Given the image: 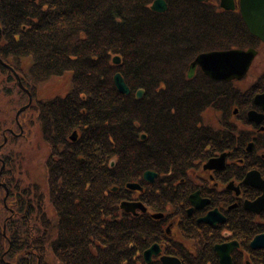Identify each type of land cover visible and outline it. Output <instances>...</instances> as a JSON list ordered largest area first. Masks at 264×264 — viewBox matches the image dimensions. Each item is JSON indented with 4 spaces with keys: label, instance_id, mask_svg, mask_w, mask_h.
I'll return each mask as SVG.
<instances>
[{
    "label": "trees",
    "instance_id": "1",
    "mask_svg": "<svg viewBox=\"0 0 264 264\" xmlns=\"http://www.w3.org/2000/svg\"><path fill=\"white\" fill-rule=\"evenodd\" d=\"M153 1L0 0L4 92L16 94L19 107L29 101L12 66L37 98L18 120L5 114L9 126L0 117V264H52L49 251L56 264H137L159 233L151 218L129 219L113 188L147 170L171 178L208 140L219 139L221 132L204 122L205 110H222L226 119L232 105L263 86L264 73L246 90L200 68L188 76L201 52L259 46L239 9H224L219 0H166L161 13L151 9ZM117 71L129 94L116 87ZM68 72L65 96L38 98L39 83ZM19 120L27 129L37 124L49 146L48 191L29 179L19 149L26 135L10 130ZM225 126L233 141L234 124Z\"/></svg>",
    "mask_w": 264,
    "mask_h": 264
},
{
    "label": "flooded vegetation",
    "instance_id": "2",
    "mask_svg": "<svg viewBox=\"0 0 264 264\" xmlns=\"http://www.w3.org/2000/svg\"><path fill=\"white\" fill-rule=\"evenodd\" d=\"M263 46L260 39L259 55ZM261 88L264 93V82ZM255 95L239 99L233 113L236 120L225 119L219 109L205 110L204 122L221 132L219 139L208 140L190 164L171 178L152 170L155 177L150 181L144 177L145 171L140 180L113 188L119 190V206L129 219L151 218L159 233L143 249L137 264H166L163 258L172 264L174 259L180 264H221L215 247L223 243L233 245L232 264H264V247L252 246L256 236L264 234V209L248 207L264 193L259 185L264 182V104L257 103ZM227 119L234 124L233 141L223 133ZM75 132L77 136L72 134L70 139H77ZM128 183H138L142 188ZM123 202L128 210L121 207ZM153 246L148 262L145 252Z\"/></svg>",
    "mask_w": 264,
    "mask_h": 264
},
{
    "label": "water",
    "instance_id": "3",
    "mask_svg": "<svg viewBox=\"0 0 264 264\" xmlns=\"http://www.w3.org/2000/svg\"><path fill=\"white\" fill-rule=\"evenodd\" d=\"M219 3L222 8L227 10L239 9L245 23L247 24L252 34L264 41V0H219ZM168 7L169 6L166 0H154L151 4V9L155 12H165L168 10ZM257 54L258 49L255 47L230 48L224 50L215 49L211 51L201 52L191 61L188 69V76L193 77L196 73L197 68L199 67L206 75L216 81H233L241 79L250 69L252 62ZM113 62L119 64L121 62V57L119 55H115L113 57ZM9 67L13 70L19 86L29 94L28 103L19 108V110L17 111L16 117L18 118L20 113L26 110L31 105L33 96L31 92L23 85L19 73L12 66ZM114 82L120 92L125 94H129L131 92L130 86L127 84L120 71H117L115 73ZM144 93L145 89H138L136 92L137 98L142 97ZM261 99H264V93H258L255 95V101L257 103L264 104V101ZM251 113L252 112H250V115ZM73 134L77 136L76 132H74ZM76 136H72V138L75 139ZM145 137L146 136L142 134L141 138L144 139ZM5 141H7V137L5 138ZM4 168L5 162H3L0 169V175L3 173ZM144 177L147 180L153 181L155 172H153L152 170H147L144 173ZM2 185L6 189V195L4 197V200L6 201L9 194V189L6 183H2ZM127 185L133 188H142V186H140L138 183H128ZM259 185L262 186V189H264V182ZM121 207L125 210H128L126 202H123L121 204ZM248 207L254 211L263 210L264 193L254 202H250ZM232 246V243H223L216 245L215 248L220 257L221 264H232V257L230 254ZM252 246L264 247V234L256 236V238L252 242ZM153 248L154 246L145 252V258L148 262L151 260V255L154 252L152 251ZM174 260L176 261H174L173 264H180L179 260ZM163 261L166 264H172L171 261L166 258H163Z\"/></svg>",
    "mask_w": 264,
    "mask_h": 264
},
{
    "label": "rangeland",
    "instance_id": "4",
    "mask_svg": "<svg viewBox=\"0 0 264 264\" xmlns=\"http://www.w3.org/2000/svg\"><path fill=\"white\" fill-rule=\"evenodd\" d=\"M255 48H257L259 52L260 47L259 48L255 47ZM260 53L262 54L260 55L258 54L257 58L254 60L252 64L251 69L245 74V76L235 81V84L238 87H240L242 90H246L250 86L254 85L257 82V76L259 77L264 73V68H263L264 46L261 48ZM31 62H32L31 57L24 58V63L26 67H28L31 64ZM5 83H6V77L4 75H0V117L2 120H6L7 121L6 126H9L11 122H9L4 115L10 114L12 115L13 118L14 117L16 118L17 111L19 110V108H21V106L19 107V103L17 102L18 96H16V94L12 96H6L4 92ZM70 88H71V73L68 72L65 73L64 75L53 76L39 83L37 95L39 99H49L55 96H65L70 90ZM261 89L256 88L255 92L252 95L261 93L262 92ZM36 99H37L36 97L35 98L33 97L32 102H34ZM237 108L238 105L236 104L231 106V115L230 116L229 114L227 115L228 119L230 117V119L232 118L233 120H236V118L233 116V113L234 111H236ZM29 113L31 114L32 112ZM18 119L19 116L18 118H16V120ZM206 119L210 120L207 116ZM10 130H14L17 135H22V134L26 135V137H24L23 140H20L19 145H21L22 147H19V149L22 148L23 152L28 157V166L30 170L29 179L33 183H38L42 191H48L46 160L49 157L50 149L48 144L43 139L41 129L38 127L37 124H34L32 129H27L26 127H24V125L21 124L19 120V128L17 125H13L12 127H10ZM47 209L49 210L52 209L50 212L48 211V213L49 215L54 217L55 221H57L56 214L54 213L53 207L49 202L48 197H47ZM47 257H51L49 259V262H51L52 264H56L55 260L52 257V254H50V251L48 252Z\"/></svg>",
    "mask_w": 264,
    "mask_h": 264
},
{
    "label": "bare ground",
    "instance_id": "5",
    "mask_svg": "<svg viewBox=\"0 0 264 264\" xmlns=\"http://www.w3.org/2000/svg\"><path fill=\"white\" fill-rule=\"evenodd\" d=\"M199 68V67H198Z\"/></svg>",
    "mask_w": 264,
    "mask_h": 264
}]
</instances>
